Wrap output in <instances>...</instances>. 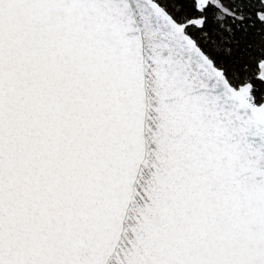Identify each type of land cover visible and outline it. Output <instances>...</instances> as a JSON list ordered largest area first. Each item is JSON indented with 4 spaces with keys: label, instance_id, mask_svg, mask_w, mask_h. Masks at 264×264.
Masks as SVG:
<instances>
[{
    "label": "snow or ice",
    "instance_id": "obj_1",
    "mask_svg": "<svg viewBox=\"0 0 264 264\" xmlns=\"http://www.w3.org/2000/svg\"><path fill=\"white\" fill-rule=\"evenodd\" d=\"M0 264H264V0H0Z\"/></svg>",
    "mask_w": 264,
    "mask_h": 264
}]
</instances>
